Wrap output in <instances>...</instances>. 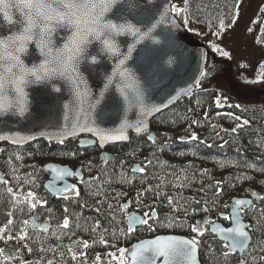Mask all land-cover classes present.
I'll use <instances>...</instances> for the list:
<instances>
[{"label":"trees","instance_id":"trees-1","mask_svg":"<svg viewBox=\"0 0 264 264\" xmlns=\"http://www.w3.org/2000/svg\"><path fill=\"white\" fill-rule=\"evenodd\" d=\"M240 3L189 0L183 16L173 12L204 42L206 75L188 96L154 118L147 133L107 148L106 161L100 156L103 150L83 149L79 138L6 146L0 153L6 178L0 184V249L17 240L30 253L25 262L13 264H119L109 253L119 257L118 249H126L128 261L134 243L170 234L197 237L202 264H264V64L259 78L238 79L231 57L212 46L236 24ZM173 5L183 9L185 0ZM51 161L81 171V176L74 175L78 195L58 198L46 192L49 174L44 166ZM136 166L143 171H135ZM253 195L258 198L242 215L248 225L259 221V226L249 229L252 243L240 256L208 228L215 221L229 226L232 199ZM133 211L147 215L151 229L145 224L131 230L127 216ZM31 217L49 227L38 230ZM193 226L204 235L192 232ZM224 252L230 255L226 258ZM0 264L11 262L0 253Z\"/></svg>","mask_w":264,"mask_h":264},{"label":"water","instance_id":"water-1","mask_svg":"<svg viewBox=\"0 0 264 264\" xmlns=\"http://www.w3.org/2000/svg\"><path fill=\"white\" fill-rule=\"evenodd\" d=\"M174 0H129L132 6L126 4L123 7V18H117L115 12L110 14V18L124 22L125 20L135 24L143 31L149 22L160 20L161 13L165 9H171ZM12 20L18 21L21 13L15 7L6 9ZM19 24H9L4 18L3 11H0V38L13 35L19 31ZM66 30L59 29L53 36L54 50L62 48L66 43ZM152 40L139 42L131 35H122L116 38V43L120 49L121 56L101 53L103 45L99 41H93L87 47L86 56L96 55L97 64H91L87 59H81L78 64L79 75L83 78L80 85L81 90H86L88 95L81 106L76 103L75 92L72 85L63 78H53L48 82L32 84L26 88L28 93V111L24 116H19L9 112L0 116V136H7V140H0V153L5 151L6 146L21 147L31 143L45 141L49 143H61L79 138V146L83 149L98 146L101 150V159L106 161L109 153L107 148L115 145L126 144L130 141L131 135L147 133L154 118L167 111L175 104L188 96L200 82L206 62V47L200 37L190 33L179 21L173 12H169L163 22L152 33ZM155 41H158L156 43ZM132 52L126 60L124 68L132 75L135 86L138 87L144 104V111L139 105L128 104L123 100L119 89L115 86L116 81L107 91L104 85L107 77L118 70L119 61L123 57L129 56L128 49ZM22 59L28 66L39 63L43 57L39 55V49L35 43L28 47L27 54L22 55ZM59 87L60 92L55 88ZM104 91L101 99L100 93ZM264 99V86L260 92ZM131 99V97H130ZM99 100V103H97ZM68 105L69 107H65ZM156 109H159L158 111ZM127 124L124 128V139L102 140L98 133L110 136L119 135L118 129ZM96 131H89L88 129ZM24 137L26 139L21 140ZM154 137L153 134L150 136ZM49 174L44 188L48 194L57 197L64 192L65 188H72L69 178L75 174L81 176L79 169L63 165L58 162H48L44 166ZM139 167L134 168L139 171ZM6 183V178L1 174L0 184ZM252 197H236L232 199L233 208L230 212V225L225 226L221 221H215L209 225V233L220 242L228 244L230 247L227 232L220 229L236 227V220L247 228L242 212L253 205ZM237 200L245 201L243 205H237ZM156 217L153 213L152 218ZM146 219L145 214L133 211L127 216L128 227L136 230L145 224L141 220ZM29 222L36 228L46 230L48 223H38L34 217ZM215 229V231H213ZM158 237H176L177 239H190L181 235H158L152 238L142 239L134 243L131 251L127 253L128 264H132L131 253L137 245ZM252 235L249 232V247L247 249H237L233 253L242 256L251 246ZM156 264H164V258L160 257ZM171 264H189L188 261L177 256ZM191 264H202L198 252L196 259Z\"/></svg>","mask_w":264,"mask_h":264},{"label":"snow or ice","instance_id":"snow-or-ice-1","mask_svg":"<svg viewBox=\"0 0 264 264\" xmlns=\"http://www.w3.org/2000/svg\"><path fill=\"white\" fill-rule=\"evenodd\" d=\"M188 3L189 0H185L183 9L174 5L171 9H165L161 13L160 20L147 23L142 31L141 28L126 20L118 22V20L110 18V14L115 12V16L122 19L123 7L126 4L132 6L129 0H0V11H3L4 18L9 24L18 23L20 26L17 33L0 38V116L7 115L9 112L24 116L28 111L26 88L32 84L51 81L56 77L63 78L72 85L76 103L81 106V112H83V103L88 93L86 90H81L80 85L83 78L79 75L78 64L81 59H87L91 64L98 63L96 55H85L88 45L93 41H99L103 45L100 50L101 53L119 57L121 53L116 43L117 37L131 35L141 43L145 40H152V33L167 17L168 13L174 12L183 16V13L188 11ZM13 7L21 13L19 20L15 22L6 11V9ZM185 22H187L186 19ZM220 27H224L222 22ZM59 29H64L68 33L65 37L67 42L63 44L62 48L54 50L52 38L58 33ZM155 42L158 43V41ZM32 43H35L36 48L39 49V55L43 59L39 63L28 66L22 59V55L27 54L28 47ZM131 52L132 49L129 48V56L121 58L118 70L107 77L104 91H107L116 81L115 86L119 89L123 100L128 104L135 103L139 105L141 111H144L143 97L138 87L135 86L131 73L124 68ZM224 55H227V53H224ZM203 75H206V73H203ZM55 91L60 92V88L56 87ZM104 91L99 94L101 99L104 96ZM97 103H99V100H97ZM65 107L69 106L65 105ZM247 123L248 121H244V124ZM127 126V124L122 125L117 130L119 133L117 136L104 133L98 134L102 140L124 139L126 137H124L123 131ZM88 130L96 131L91 128ZM192 138L196 139L195 136ZM7 139V136H0V140ZM20 139L26 138L21 137ZM139 171H143V169H139ZM64 191H75L77 195L79 194L78 190L75 189L65 188ZM27 196L35 200L32 192H29ZM236 204L238 206L243 205L245 201L237 200ZM31 206L35 208L36 204ZM261 211L264 213V210ZM261 218L264 219V215ZM24 223L27 224L28 221H24ZM141 223L148 225V219L141 220ZM68 224L69 221L65 219L63 226L67 228ZM258 226L259 221H257L256 226L248 225L246 228L238 218L236 227L220 229V231L227 232L230 247L235 252L237 249H247L249 247V229L254 230ZM148 227L151 229V225H148ZM192 232L197 233L198 236L204 235V230L200 227L193 226ZM23 238V236L20 237V239ZM7 239L12 240L13 237L9 236ZM198 245L199 240L195 236L191 239L158 237L137 245L131 253V261L132 264H156L157 260L163 257L164 264H171V261L179 256L191 264L196 259ZM84 247H88L86 242ZM224 247L228 248L229 245L225 244ZM3 251V249H0V253ZM127 251L126 249H118L119 257L112 253H109V255L118 259L119 264H128L125 259ZM223 255L227 258L230 253L224 252ZM261 259H264V257H261ZM244 264H247V261H244Z\"/></svg>","mask_w":264,"mask_h":264},{"label":"rangeland","instance_id":"rangeland-1","mask_svg":"<svg viewBox=\"0 0 264 264\" xmlns=\"http://www.w3.org/2000/svg\"><path fill=\"white\" fill-rule=\"evenodd\" d=\"M264 0H241L239 16L234 27L212 46L221 47L227 53L235 66L236 77L259 78L260 69L264 64ZM1 249L6 257L25 262L30 253L24 244L17 240L7 242ZM14 253V255H13ZM100 264H111L103 260Z\"/></svg>","mask_w":264,"mask_h":264},{"label":"flooded vegetation","instance_id":"flooded-vegetation-1","mask_svg":"<svg viewBox=\"0 0 264 264\" xmlns=\"http://www.w3.org/2000/svg\"><path fill=\"white\" fill-rule=\"evenodd\" d=\"M73 169L75 170V168H73ZM75 178H76V176H72L71 178H69L70 182L72 183V188L71 189L79 190V186H78L79 181L77 179H75ZM74 195H76L75 191H67V192L64 191L62 194L58 195L57 197L58 198H68V197H71V196H74ZM145 218L148 219V216H145ZM38 230L45 231V230H43L41 228H39ZM7 261H10L11 264H13V257H11V256L7 257Z\"/></svg>","mask_w":264,"mask_h":264}]
</instances>
